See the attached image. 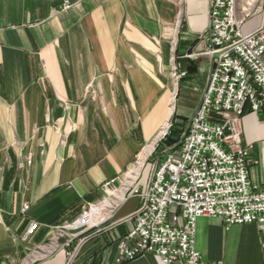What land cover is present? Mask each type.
<instances>
[{"label":"crops","instance_id":"1","mask_svg":"<svg viewBox=\"0 0 264 264\" xmlns=\"http://www.w3.org/2000/svg\"><path fill=\"white\" fill-rule=\"evenodd\" d=\"M62 4L0 0V264H65L63 238L53 251L43 245L109 196L113 210L72 241L80 242L72 264H114L139 204L116 192L165 125L189 121L213 64L201 38L207 0ZM252 18L250 29L264 12ZM241 119L257 159L249 178L264 182V118L246 108ZM32 220L39 226L25 236ZM195 224L203 260L264 264L254 223L225 228L203 216ZM121 264L163 262L145 253Z\"/></svg>","mask_w":264,"mask_h":264},{"label":"built area","instance_id":"2","mask_svg":"<svg viewBox=\"0 0 264 264\" xmlns=\"http://www.w3.org/2000/svg\"><path fill=\"white\" fill-rule=\"evenodd\" d=\"M78 2L63 0L62 8ZM207 2L208 26L201 38L213 64L199 106L178 144L163 150L142 185L130 187L128 194L139 204L128 217L130 229L117 240L114 264L145 253L159 256L163 264H224L203 260L196 249L195 222L203 216L219 217L225 228L254 223L264 251V182L249 178L257 159L253 144L243 143L241 119L246 108L264 118V20L250 31L242 28L256 12H264V0ZM176 69L173 77H181ZM171 125L162 128L160 138ZM112 201L109 196L88 203L77 217L58 225L56 237L43 246L53 251L63 238L65 264H72L80 245L72 241L98 227L116 205L110 207ZM38 226L30 221L25 236Z\"/></svg>","mask_w":264,"mask_h":264},{"label":"rangeland","instance_id":"3","mask_svg":"<svg viewBox=\"0 0 264 264\" xmlns=\"http://www.w3.org/2000/svg\"><path fill=\"white\" fill-rule=\"evenodd\" d=\"M63 7V6H62ZM70 8V7H69ZM63 9V8H62ZM66 9H68V8H66ZM64 10V9H63ZM253 17V16H252ZM249 18L248 20H247V22H245V24L243 25V30L244 31H250L251 29V26H252V23H251V21H253V19L254 18ZM189 122V121H188ZM188 122H182V123H178V124H180V127L179 128H181V129H183L184 131H185V128L187 127V124H188ZM171 124H175L174 122L172 123L171 122ZM170 130V129H169ZM182 133H183V131H182ZM182 133L180 134V135H178L179 137L178 138H176L175 139V137H173V142H172V144L171 145H164V144H162V145H160L159 147H158V144H159V142H161V140L163 139V138H159L158 139V141H156V144H154L153 145V147H152V149H151V145L150 146H148V147H150L149 148V153L148 152H146L145 154H142V156H139L138 157V159H136V161H135V164H134V166L135 167H139V169H138V172H137V175H136V177H135V179H133L132 181V183H128L127 185H126V182L122 185V187L120 188V190L122 189V188H125V191H124V194L126 195V194H128L129 193V189H130V187L132 186V185H142L143 184V182H144V180L147 178V176H148V174L150 173V171H151V168H152V166L151 165H153L156 161H157V159L161 156V154H162V152H163V150H165V149H168V148H171V147H173V146H175V145H177L178 144V142L180 141V139H181V137H182ZM148 147H146V148H148ZM158 147V148H157ZM161 147V148H160ZM151 149V150H150ZM148 153V154H147ZM147 154V155H146ZM141 161V163L139 164V162ZM134 168V167H133ZM132 168V169H133ZM125 178H123V179H121L115 186H113V187H111V189L112 190H114V189H118L120 186H121V181L122 180H124ZM119 190V191H120ZM127 190V191H126ZM119 191L118 192H116V195L119 193ZM113 199H114V197H113Z\"/></svg>","mask_w":264,"mask_h":264},{"label":"trees","instance_id":"4","mask_svg":"<svg viewBox=\"0 0 264 264\" xmlns=\"http://www.w3.org/2000/svg\"><path fill=\"white\" fill-rule=\"evenodd\" d=\"M179 127H180V124L178 123L172 124L168 134H166L165 137L161 140V142H159L158 147L162 144L171 145L173 142V137H175L176 139L179 137L178 135H180L182 131L184 132V130Z\"/></svg>","mask_w":264,"mask_h":264},{"label":"bare ground","instance_id":"5","mask_svg":"<svg viewBox=\"0 0 264 264\" xmlns=\"http://www.w3.org/2000/svg\"><path fill=\"white\" fill-rule=\"evenodd\" d=\"M166 126V125H165ZM162 132V131H161ZM149 148L150 147H148V148H146L145 149V151H149ZM141 163V161L139 162V164ZM138 169H139V167L137 166V167H134L133 169H131L129 172H128V177H127V179L125 180V182H126V185L128 184V183H132L133 181V179H135V177H136V175H137V172H138ZM124 191H125V188H122L120 191H119V193L117 194V197H119V198H123V194H124Z\"/></svg>","mask_w":264,"mask_h":264}]
</instances>
